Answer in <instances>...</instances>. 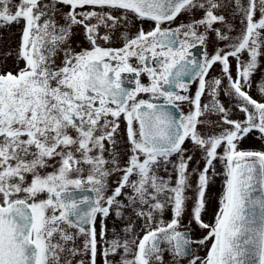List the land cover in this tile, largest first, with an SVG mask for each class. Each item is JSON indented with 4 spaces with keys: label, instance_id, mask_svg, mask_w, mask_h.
<instances>
[{
    "label": "snow or ice",
    "instance_id": "6c2138e0",
    "mask_svg": "<svg viewBox=\"0 0 264 264\" xmlns=\"http://www.w3.org/2000/svg\"><path fill=\"white\" fill-rule=\"evenodd\" d=\"M4 34L0 264H264V0H0Z\"/></svg>",
    "mask_w": 264,
    "mask_h": 264
},
{
    "label": "rangeland",
    "instance_id": "374dc122",
    "mask_svg": "<svg viewBox=\"0 0 264 264\" xmlns=\"http://www.w3.org/2000/svg\"><path fill=\"white\" fill-rule=\"evenodd\" d=\"M186 19H187V17H180V19L177 21V23H179L180 20H186ZM238 30H239V25H238V22H237V31ZM15 40H16V37L9 38V36L7 34H4L2 37H0V43L3 44L4 46H7L8 43H12L13 46H14ZM78 42H76V40L74 39V43L73 44H77ZM208 51L209 52L212 51V47L211 46L208 48ZM211 75L212 76L219 75V67L218 66L215 68L214 71H212ZM257 79H259V74L257 75ZM252 95L254 97H256V98H259L258 95H257L255 87L252 90ZM221 100L226 106H229V107L231 106L230 102H229V98L224 96L223 94L221 95ZM205 102H207V98H205ZM182 108L184 109V111L188 110V106L187 105H182ZM236 116L238 118H240L238 113L236 114ZM210 118L213 119V120L215 119L214 116L210 117ZM125 147H126V145H125ZM186 147L189 148L190 154H191V151H192L191 144L190 143L186 144ZM241 147L245 148V149H249V148H251V149H260L261 146H260V143L258 141L254 140V139H249V140H245L241 144ZM197 161H199V166L202 168L203 167V161L200 159L199 152H197L195 154V157H194V160L192 162L191 167H196L197 166ZM216 170L218 172L222 170L221 165L219 163H217ZM192 179H193V185H195L196 177L193 176ZM221 180H222V177L216 176V177L213 178V182L210 185L209 192H208V197H209V200H210V204H209L208 214L205 216L206 220H210L212 218V215H213V213H214V211L216 209L217 197L219 196L220 191H221ZM189 195H192V193H189ZM185 220H187V217H185ZM110 224H111V221H110ZM195 235L198 237V236L203 235V233H201L199 230H196ZM201 255H203V252H201Z\"/></svg>",
    "mask_w": 264,
    "mask_h": 264
},
{
    "label": "flooded vegetation",
    "instance_id": "af4514ba",
    "mask_svg": "<svg viewBox=\"0 0 264 264\" xmlns=\"http://www.w3.org/2000/svg\"><path fill=\"white\" fill-rule=\"evenodd\" d=\"M74 39L76 40V42H78V41H80V40L82 39V37L79 36V35H77V36L74 37ZM0 44H1V43H0ZM73 46L75 47L76 44H73ZM207 50H208V49H207ZM196 52H197V55H199V49H197Z\"/></svg>",
    "mask_w": 264,
    "mask_h": 264
}]
</instances>
